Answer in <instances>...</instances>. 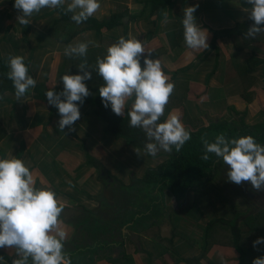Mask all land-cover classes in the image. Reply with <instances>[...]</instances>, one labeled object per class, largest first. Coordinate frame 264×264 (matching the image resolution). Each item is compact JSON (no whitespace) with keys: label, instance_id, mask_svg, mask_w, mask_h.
Listing matches in <instances>:
<instances>
[{"label":"crops","instance_id":"crops-1","mask_svg":"<svg viewBox=\"0 0 264 264\" xmlns=\"http://www.w3.org/2000/svg\"><path fill=\"white\" fill-rule=\"evenodd\" d=\"M145 1L100 0L101 9L95 18L102 22L118 15L123 21L122 26L103 34L82 32L68 42L64 37L62 41L53 39L38 27L44 23L46 13L54 10L46 8L30 17L38 26L21 29L24 37L19 43H11L5 37L0 39L2 46L8 44L16 52L13 55L25 58L29 74L37 80L36 88L30 89L28 96L17 99L8 92L0 99V123L6 130L0 141V157L11 152L24 160L34 174L36 186L51 187L66 202L61 219L67 231L64 250L71 264H126L127 255H133L131 264H188L178 260L193 259L202 253H197L198 248L180 236L174 239L179 249L176 254L158 246L169 242L163 237L167 223L173 226V236L178 229L172 208L189 206L170 190L155 188L146 181L148 171L169 161L171 153L161 151L152 156L125 139H117L107 132L106 121L85 100L79 104L80 119L71 128L59 129L58 109L49 105L45 93L49 88L62 91V76L73 74L70 69L76 57L64 54L69 44L92 41L88 50L101 49L97 54L103 57L111 43L122 35L127 38L131 32L152 50L151 58H161L164 71L175 84L161 119L177 110L190 131L218 121L228 125L242 120L248 126L264 124V33L255 39L246 38V28L233 36L223 33L238 24L252 25L248 12L251 5L247 0H175L174 6L160 9L158 4L145 5ZM129 5L138 6L139 10L130 12ZM192 5H198L194 13L197 23L208 31L209 47L204 51L193 52L184 43L183 11ZM165 12L167 24L162 23ZM40 64L42 75L36 76L34 67ZM102 84L96 72L86 81L92 87ZM38 85L46 86L45 91L39 92ZM181 95L198 100L191 104L182 100ZM127 111L125 108L122 116ZM132 151L146 159L144 175L140 173L142 170H135L136 159L141 158L135 157L133 161L125 158ZM111 155L128 161L127 171L111 169L108 166ZM225 166L221 173L215 174L216 190L241 191V184L233 183L231 187L235 188L229 189L224 186V180H217L218 175L222 174L223 179L227 175V171L223 174ZM207 189L210 191L212 187ZM135 191L157 192L143 196ZM195 201L192 202L195 208L205 204L202 198ZM185 245L190 246L189 252L180 251L179 246ZM10 251L0 249L8 264L12 258ZM207 258L199 264H240L237 251L229 247H217Z\"/></svg>","mask_w":264,"mask_h":264},{"label":"clouds","instance_id":"clouds-1","mask_svg":"<svg viewBox=\"0 0 264 264\" xmlns=\"http://www.w3.org/2000/svg\"><path fill=\"white\" fill-rule=\"evenodd\" d=\"M247 3L251 5L248 12L253 23L247 29L246 38L255 39L264 33V0H247ZM197 7L187 6L182 19L184 43L193 52L209 47L208 31L194 16ZM14 8L19 13L17 22L23 26L32 22L30 17L34 13L45 8L63 9L66 14L71 13L72 21L80 24L99 12L101 4L100 0H14ZM129 10L138 11L139 7L129 5ZM163 17L162 23H169L167 12ZM93 43L69 44L64 54L86 57L89 44ZM151 57L152 50L137 36L131 32L127 38L120 36L107 47L103 57L96 59L94 70L103 80L99 95L104 107L110 105L117 116L124 115L125 108L128 109L129 127L142 129L145 134L146 154L171 153L173 148L179 153L191 139V132L182 123L177 110L169 112L161 121L175 84L164 71L161 58ZM8 67V79L13 83L16 98L28 96L29 90L36 88L37 80L29 74L25 58L9 56ZM77 67L80 73L62 76L61 92L49 88L45 93L49 105L58 109L61 131L71 128L80 119L79 104L89 95L85 80L91 78L93 69L86 59ZM201 143L203 154L200 158L207 161L209 154L222 158L230 182L237 185L249 182L253 190L264 191V145L253 136L229 138L221 133L213 141L202 136ZM65 207L66 202L58 198L51 187L36 186L34 174L24 160L11 152L0 157V249L12 250L9 252L11 264H71L64 250L67 231L61 215ZM262 243L264 237H258L253 247ZM0 264H8L3 255H0ZM252 264H264V256L254 258Z\"/></svg>","mask_w":264,"mask_h":264},{"label":"trees","instance_id":"trees-1","mask_svg":"<svg viewBox=\"0 0 264 264\" xmlns=\"http://www.w3.org/2000/svg\"><path fill=\"white\" fill-rule=\"evenodd\" d=\"M12 2L14 3V0H12ZM144 4L147 6L149 4H158L159 6L157 9H160L162 7L174 6L175 0H146ZM46 14L43 20V29H45L46 34L51 37L59 29H62V31L65 30L66 34L64 40L67 42L79 36L82 32L94 31L97 34H103L104 31H114V29L123 25L122 18H118V15H114L102 22L92 16L88 20L76 24L71 20V13L66 14L63 9H54ZM251 23H253V21H251ZM249 27L250 26L246 27V23L238 24L235 28L225 30L223 33H228L230 36H233L239 29H248ZM100 51L101 49L88 50L86 57H76V60L73 58L72 69H70L72 73H80V69L77 65L86 59L88 66L93 69L91 77L94 76L96 59L98 57L97 53ZM13 54H16V52L11 51L8 44H5V46L0 44V97L7 91L15 94L13 83L8 79L7 75L9 72V67L7 66L8 58ZM144 55H147V52H145ZM75 61L77 62L75 63ZM141 65L143 66V56L141 57ZM86 81L87 80H85V84ZM86 86L89 89V95L84 98V100L92 104L96 109L98 117L100 116L106 121L108 124L106 127L107 132L115 135L117 139H125L129 144L144 149L146 137L143 130L129 127L128 116L115 115L110 105L105 108L99 95V87ZM45 89L46 86L44 85H38L37 87L39 92H44ZM55 91L61 92L60 90ZM161 121H163V118ZM5 132L6 130L0 123V141L5 136ZM190 132L191 139L184 144L179 153L173 148L171 152L172 157L169 161L157 169H150L148 171L146 176L147 183L155 188L161 187L162 190H170L176 198L181 201L185 200L188 204L194 202L195 198L197 199L198 196L206 197L213 203L217 201H226L227 196H225L222 191H217L215 188V174L221 173L224 163L222 158L215 157L214 154H209V160L207 161L200 158L203 154L201 137L206 136L210 141H213L215 136L221 133L229 138L251 135L258 143L264 145V124L248 126L242 120L241 122L234 121L233 124L228 125L224 121H218L213 122L208 127H203L196 131L191 130ZM225 172L226 170L223 171V174ZM220 179L224 180L223 183H225V178L223 179L222 174L217 176V180ZM210 187H212V189L208 191L207 188ZM139 192L140 195L145 196L146 194H152L157 191H138V194ZM160 192L164 193L166 191ZM238 192L240 193L241 191H234L233 201L238 199ZM245 192L246 195H248L255 191H244V193ZM258 193L263 194L264 191H258ZM238 207H245L244 203H230L222 209L221 213L224 215H219L218 218L211 220L207 226H200L203 234L201 239L198 241L195 240V242L196 246L198 244L201 246L203 254L189 260L180 258L178 262L198 264L202 262L203 259L209 257L217 247H229L236 250L240 257V264H252L254 258L264 256V243L253 247V241L258 237H264V199H260L254 207H252V205H248L246 209H240ZM215 208L216 214H219L217 206ZM184 218L183 216L182 219L186 220V218ZM181 235H183L184 238L187 237L185 233L175 229L173 238L167 239L166 241L174 242V239ZM189 239L190 238H188V240ZM170 252L176 254L171 250ZM133 260V255L126 256V264H131Z\"/></svg>","mask_w":264,"mask_h":264},{"label":"rangeland","instance_id":"rangeland-1","mask_svg":"<svg viewBox=\"0 0 264 264\" xmlns=\"http://www.w3.org/2000/svg\"><path fill=\"white\" fill-rule=\"evenodd\" d=\"M46 9V8H45ZM42 9V10H45ZM51 10V9H50ZM18 10H16L14 8V3L12 2V0H0V39H2L3 37H5L6 39H11V43H19L20 39L24 37V35L21 32V29H32L34 24L33 22H31L30 24L23 26L20 25L17 22V16H18ZM95 17V16H94ZM44 18V17H43ZM42 18V19H43ZM40 22H42V20H40ZM10 25V26H9ZM36 26H38L37 24H35ZM43 25L38 26L40 29H43ZM65 30L62 31V29H59L53 36H51L53 39H58L61 40L64 37L65 34ZM42 64H40L39 67H34V70L37 71L36 72V76H41L42 75ZM44 69V67H43ZM49 84V83H47ZM49 86V85H48ZM47 86V88H48ZM9 91H7L6 93H8ZM3 96V95H2ZM1 96V97H2ZM4 97V96H3ZM182 100H188L191 104L192 102H197V98H187L184 97V95H181ZM1 99V98H0ZM196 99V100H195ZM44 103H46V101H42ZM143 152V151H141ZM161 152V151H160ZM160 152H158V154H160ZM146 153V152H145ZM144 153V155H145ZM119 154V153H118ZM136 158H141V159H136L137 162L135 165V170L140 171V173L142 175H144L145 171L144 169L148 166V164L146 165V159L143 158V155H138L135 154L134 151H132L128 157L125 156V158L127 160H135ZM148 162V161H147ZM157 163V162H156ZM154 163V164H156ZM128 164L129 162L124 160L122 157L120 158H115L112 155L109 157L108 159V166L111 169H116L120 172H125V170L128 168ZM159 168V167H157ZM157 168H152V169H157ZM224 170L227 171V166H225ZM127 171V170H126ZM225 174V173H224ZM123 192V191H122ZM138 193V191H135ZM223 194L225 196H227L226 201L222 202V201H217V202H211L210 199L208 198H203L202 196H196L198 199L205 201V204L203 207H194L192 206V202L189 203V206H187V204H184L183 207H180V209H174L172 208V213L174 216H176V223H178V230L185 233V235L187 236L186 238L183 237V235H181L180 237L183 238L186 242H188L189 244L195 246L198 248L197 253H202V248L201 246L198 244L196 246V242L195 240H200L202 237V229L200 226H207V224L215 219L218 218L219 215H222V209L225 208L226 206H228L230 203L232 202H238V203H244L243 208L240 209H246L248 205H252V207H254L257 203H258V198L259 199H263L264 197H251L249 195H246V193L244 192H238L237 194L239 195L238 199H236L235 201H233V195L235 194L234 191H222ZM124 197H127V193H122ZM157 193H155L156 195ZM140 195V192H139ZM251 195H257V194H251ZM196 201H194L193 203H195ZM192 206V208H191ZM217 206V211L219 212V214H216L217 212L215 211V207ZM190 207V208H189ZM180 212V213H178ZM224 215V214H223ZM185 217L186 220H183L182 217ZM184 218V219H185ZM179 221V222H178ZM188 238H190L188 240ZM158 246H162V247H167L169 250H171L172 252H176L179 251L178 249V245H176L174 242H163ZM180 251L181 252H189L190 251V246L185 245V246H179ZM200 249V250H199ZM196 253V252H194ZM199 264V263H198Z\"/></svg>","mask_w":264,"mask_h":264},{"label":"flooded vegetation","instance_id":"flooded-vegetation-1","mask_svg":"<svg viewBox=\"0 0 264 264\" xmlns=\"http://www.w3.org/2000/svg\"><path fill=\"white\" fill-rule=\"evenodd\" d=\"M224 178H225V186H226V188H229V189H233V188H235V187H231V185L233 184L232 182H230L229 180H228V178H227V175H225L224 176ZM241 187H243L242 189H241V192H244V191H255V190H253L252 189V186H251V184L249 183V182H244V183H242L241 184ZM228 189V190H229ZM235 191H239V189L238 190H235ZM246 193V192H245ZM251 194H257V195H251ZM249 196H251L252 198L253 197H264V193L263 194H259L258 193V191H255V192H251V193H249L248 194ZM264 199V198H263ZM260 199L258 198V200L257 201H259ZM185 203H186V201H185ZM183 218V217H182Z\"/></svg>","mask_w":264,"mask_h":264},{"label":"water","instance_id":"water-1","mask_svg":"<svg viewBox=\"0 0 264 264\" xmlns=\"http://www.w3.org/2000/svg\"><path fill=\"white\" fill-rule=\"evenodd\" d=\"M172 231H173L172 224L171 223H167L165 225V227L163 228V237L165 239H171L173 237Z\"/></svg>","mask_w":264,"mask_h":264}]
</instances>
